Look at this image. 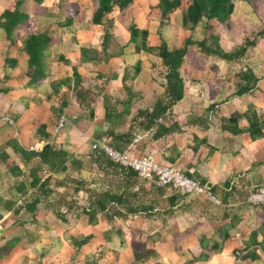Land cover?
<instances>
[{
	"label": "trees",
	"instance_id": "1",
	"mask_svg": "<svg viewBox=\"0 0 264 264\" xmlns=\"http://www.w3.org/2000/svg\"><path fill=\"white\" fill-rule=\"evenodd\" d=\"M23 0H11L9 5L0 13V29L5 33V38L10 44H13V34L18 24H25L28 21V14L21 10ZM30 3L42 5L45 0H28ZM133 0H95L94 8L92 9L89 23L93 28L103 26V19L113 11L114 6L119 11H124ZM234 0H157L151 6L147 17L149 19H157L159 24L166 22L172 12L181 10L192 23V27L199 23H203L204 36L201 39H194L191 36L186 37L181 45L170 48L158 31L159 44L151 45L149 39V30L147 28H139L134 21H131L127 26L129 41L134 44V51L137 53L147 52L154 54L161 60L164 67V91L156 96L153 104L145 108H137V111L129 119L130 123L127 127H123L128 116L132 111L134 99L139 93L133 90L132 87L125 84L128 79V73H124L121 81L125 90V98H115L106 95L103 90H93L89 87H84L82 82L85 80L77 71L76 67L72 68V76L56 79L51 82L50 92L47 94V100L55 102L50 109L54 116L60 120L63 114V109L70 104V98L73 97L79 105H83L89 109L90 116L95 114L94 103H97L99 97L102 98V108L104 111V120L107 125L105 129L98 130L93 135V146L88 154H76L64 147L54 145L52 133L47 131V123L42 122L38 117L31 116L32 127L39 140L45 141V144L40 150L27 149L19 144L15 139H10L6 142L8 147L20 155L21 160L26 165L31 164L27 179H21L14 185L15 191L21 197H25L31 192V198L25 199L19 203L17 200H0V208L8 211L11 210L18 215L22 209L31 214L30 224L38 223L36 213L38 205L44 201H48L53 208L56 217L63 222H67V214H73L80 217L85 215L88 218L89 224H95L99 217L103 215L107 222L114 224L117 220H126L130 216L138 213L150 215L155 209L159 210V204L164 201L167 208L163 210L166 213H171L180 201L186 197V194H179L178 190L169 186H158L152 181L142 178L138 171L131 166L120 164L111 158L102 147L103 144L111 147L113 150L128 153L134 146V139L137 133L146 134L148 141H157L169 135H182L186 132L185 128L178 120L174 118L173 108L178 104L186 94V85L181 74V69L185 65L186 55L191 46H196L206 57H216L225 62H233L244 56L250 46L255 45V38H245L244 43L238 45L232 51H226L220 44L221 29L230 30L233 27L232 15L234 11ZM77 12V11H76ZM108 24L112 22L109 20ZM64 27L73 25V15L65 18ZM107 30L103 31L101 40V50L106 49L107 39L110 37ZM255 37H264V26L257 31ZM54 42L53 36L39 30L31 31L30 35L23 41L21 50L26 58L27 75L30 79L41 83L46 74L43 72V63L40 52ZM84 48H81L83 50ZM62 60H65L61 56ZM17 64L16 58H5V69L11 68ZM140 62L135 66V71L139 72ZM238 76L240 81L235 84L233 96L242 97L252 94L258 87L259 78L250 70L241 71ZM97 77L102 80L104 88L110 80L118 77L117 73L106 77L103 73H97ZM9 76L3 75L0 82V94L7 93L8 87L5 84ZM222 102H212L209 105L210 109L217 108ZM121 106V109L118 107ZM201 118H193L188 123L189 125H198L202 122ZM246 125H241L242 122ZM58 124V123H57ZM210 124V121L209 123ZM205 124V128L207 127ZM64 125V124H63ZM63 127V126H62ZM220 129L232 135L248 134L251 141H256L264 138V114H258L255 108H248L241 112L238 110L232 111L228 117L222 120ZM185 130V131H184ZM56 134V133H55ZM143 135V136H144ZM189 139L191 143L179 147L176 144L169 146L170 154L165 157L168 162H159L173 167L176 158L181 154L184 146L191 147L197 151L201 144L206 142V137H200L195 133H190ZM107 140V141H106ZM106 141V143H105ZM146 142L143 145L145 148ZM150 152L138 153L136 155H145ZM91 159L92 166L96 165L97 172L101 173L104 182H96L93 179L81 177L83 170L87 167V160ZM131 155V154H130ZM135 155V154H132ZM8 154L5 150L0 152V160L5 161ZM178 168V167H177ZM182 170V169H181ZM12 175L16 177L25 176V172L18 166H13L10 169ZM182 172L199 182L201 185L207 186L210 190L221 199V203L228 204L230 197L233 195L232 190L218 194L215 185H209L205 179L198 178L197 173H190L182 170ZM73 173L77 174L74 177ZM63 175L62 177L57 176ZM60 177V178H59ZM94 184V185H93ZM59 187L66 189V192L60 194L57 200L50 201V197L54 196ZM71 187V188H69ZM71 189V192H69ZM85 190L87 197L84 204L77 201V194ZM167 190L173 192L167 193ZM185 195V196H184ZM249 193L245 194L247 199ZM199 199V196H197ZM234 199V198H233ZM239 199L236 197L234 200ZM206 200V199H204ZM64 208V212L60 209ZM264 213V210H263ZM264 216V214L262 215ZM3 215L0 212V219ZM234 219L230 220V224ZM221 228H224L221 226ZM227 236H229L228 227L225 228ZM262 227H259V230ZM223 230V229H221ZM117 233H122V229L117 227ZM261 241H257L255 236V246L264 248V230ZM107 234V233H106ZM104 235L105 239L110 236ZM222 232L220 236H222ZM92 235L77 234L70 236L71 246L78 252L86 245ZM13 246L12 242H7L0 248L1 252L7 253ZM250 248L240 257L248 258L254 256L256 247ZM214 251H220L217 247L211 248ZM239 251V250H236ZM206 247L196 250L192 254L190 261L206 260L209 257ZM134 260L142 258L138 252H133ZM144 257V256H143ZM237 257V256H236ZM90 264L89 261H85ZM41 264V263H39ZM93 264V263H91ZM151 264H162L158 260H154Z\"/></svg>",
	"mask_w": 264,
	"mask_h": 264
},
{
	"label": "rangeland",
	"instance_id": "2",
	"mask_svg": "<svg viewBox=\"0 0 264 264\" xmlns=\"http://www.w3.org/2000/svg\"><path fill=\"white\" fill-rule=\"evenodd\" d=\"M156 2L157 0H133L124 11H119L117 7L114 6L113 11L103 19V26L93 28L89 25V17L94 8L95 0H45L42 5H34L32 7L33 9H29L30 21L28 20L25 23V27L28 28L29 25L30 30L37 28L38 30H43L47 34L56 37L59 36L61 40L63 39L64 46L75 45L77 39L82 42L85 40L87 42V40H89V42H91V47H89L91 52L85 51V53H91V87L94 88V90H103L106 95L111 97L125 98L126 93L123 89L121 78L124 73H128V79L125 84L132 87L133 90L138 91L139 95L134 99L132 111L123 126L127 127L130 123L129 119L137 111V108L151 106L156 96L162 94L164 91V67L161 64V60L154 54L147 52L137 53L134 51V45L129 41V34L127 32L128 24L134 21L139 28H147L149 30L150 43L153 46L159 44L158 31H160L170 48L181 45L182 41L188 36L196 40L204 36L203 23H199L192 27V23L181 10L172 12L169 19L162 24H159L157 19H149L147 17L148 12L151 6ZM4 3L5 0H0V9ZM234 3L235 6L232 15L233 27L230 30H226L225 28L221 29L220 44L224 50L232 51L238 45L244 43L245 38H255V45L250 46L243 57L233 62H225L216 57H206L199 52L196 46H191L189 48L185 65L181 69V74L186 85V94L183 102L174 113V118L180 122L186 131L191 130L190 133L195 129L188 123L193 118H201V120H203L198 124L200 128L204 124L209 123V121L212 126L219 127L222 120L234 110L243 112L248 108H255L258 114H264V37H255L254 35L264 26V0H234ZM72 15L77 25L72 28L64 27L62 24H64L65 18ZM109 20L112 22L111 25L108 24ZM104 30H107L111 35L107 39L106 49L101 50L100 43ZM25 32L27 31L20 29L18 38L27 34ZM14 39L16 40V38ZM45 50H47V47ZM43 57L44 55H42V58ZM138 62H140V70L136 72L135 66ZM59 66L61 72L58 74L61 76L65 74V71H71V65L69 64L60 62ZM247 69H250L259 78L258 87L252 94L243 97H235L233 96L235 84L241 80L238 74ZM5 71L6 70H2L0 73V82ZM99 72L103 73L106 77H109L113 73H117L118 77L114 80H110L103 88L101 78L97 77V73ZM222 101L225 102L220 104L217 108H209L212 102L219 103ZM97 102L101 103L102 98L99 97ZM95 105L96 103L93 104L94 108H97L98 106L95 107ZM118 108L121 109V106ZM10 112L11 111H2V109H0V118L4 119L6 115H11ZM37 112H39V115L45 117V112L43 113V110H38ZM87 114L90 113L88 112ZM10 117H8V119L6 118L7 120L5 123L13 125L12 121L9 120ZM90 118L92 123L98 126L101 125L102 129L108 126L106 120L103 118L96 119L97 114H93V117ZM88 122L87 120L86 123ZM53 123L55 124L54 121ZM241 125L245 126L246 122H242ZM56 127L57 125L53 128L54 133ZM85 129L86 127L84 129L81 128V135L77 136L78 139L75 138L72 142L77 144L82 141L86 144L90 152L94 138L93 136L85 138L83 133ZM60 130L61 129H59L58 132ZM137 134L144 135L140 132ZM148 138L149 137L143 136L139 139V141L132 146L129 154L136 155L138 153H145L143 145L145 142H149ZM257 141L258 140H256V142ZM254 142L255 141H252V143ZM256 145L255 155L258 163L264 161V139L258 141ZM87 165L89 169L83 170L82 173H80L81 177L95 180L98 182L96 186L101 182L105 183V180L101 177V173L97 172L96 174V165L92 166L91 159L89 158H87ZM259 168L264 171V165ZM73 175L74 177L77 176L75 173H73ZM58 176L62 177L63 175ZM257 176H259V173L256 170V178L259 179ZM261 187H264V182L261 183L260 186H256L255 189ZM61 190L62 192H66L64 188ZM69 192H71V189H69ZM166 192L171 193L173 191L167 190ZM178 193L183 195L180 191ZM86 197L87 194L85 190H83V192L77 194L76 198L77 201L80 200L81 204H84ZM203 199L204 198L201 200ZM179 204L177 208L180 210L195 208V210L197 209L200 212H210L212 218L209 219L206 217L201 219V213L199 211L197 215L200 216L192 217V221L199 226L197 230L202 228L201 230L212 234L221 230L223 223L221 224V221L220 223L218 222V216H220L223 210L219 207L220 205L208 200L200 201V198L198 199L195 195H186ZM255 207L262 211L264 210V206L262 205H255ZM166 208L167 204L161 201L159 210L163 211ZM62 209L64 210V208ZM163 213L165 212L163 211ZM227 217L229 218L228 215ZM152 219L153 218L149 217L143 219L142 222H135L134 225L127 222L124 224V226L127 227L126 230H122V233H117L115 230L117 227L122 228L123 223L119 220L114 224L109 223L103 215L99 217L95 224H92L95 229L90 227L91 224L88 223V218L85 215L78 217L73 214H67V222H63L58 217L52 215L44 219L42 218L43 221H41L40 224H31L24 228L16 227L12 232L1 236L0 242L1 246H4L9 241V238L18 235L20 237L19 244H21L22 249L25 250L30 247L32 241L39 240L44 243L43 246H45L46 254L44 251L41 252L40 248H37L36 252L31 253L29 258L34 261L40 257L39 255L42 253L41 259L44 264H53L56 262H59V264H86L85 261H89L90 264H151L155 259H158V257H156L157 255H145L146 252H151L150 249H146V244L151 234L149 229H151L153 224L151 221ZM229 220H231V218H229ZM188 221L190 220L188 219ZM182 222L181 218L180 223ZM136 223L140 224V226H137ZM142 225L143 227H141ZM44 226H48V229ZM142 228L144 232L148 229V232L140 233L139 230ZM176 228L177 231L174 235H172V230H170V233L172 237L176 236V240H179L184 230H179L177 225ZM90 231L95 233L103 231L104 235L107 233L106 235L110 237L109 239H105V236L99 233L97 239L94 241L92 240V243L90 241V245L83 247L80 254H76L75 250L70 245V236L73 234H88ZM159 235L166 236L168 234L167 232H164V234L161 232ZM55 242L59 243L55 244ZM11 250L12 248L9 249L8 253H10ZM18 250L20 252V249ZM236 250L242 251V249H234L232 251V255L235 257ZM134 251L141 254L142 258L134 260ZM169 251H177V253L178 251L182 252L178 247H176L175 250L169 248L163 249L164 253ZM212 251L214 250L207 249L209 253ZM26 252L27 254L29 253L28 250H26ZM8 253L2 258L5 259ZM22 253H24V251Z\"/></svg>",
	"mask_w": 264,
	"mask_h": 264
},
{
	"label": "crops",
	"instance_id": "3",
	"mask_svg": "<svg viewBox=\"0 0 264 264\" xmlns=\"http://www.w3.org/2000/svg\"><path fill=\"white\" fill-rule=\"evenodd\" d=\"M10 1L11 0H5V3L0 9V13L9 5ZM34 5L38 4L30 3L28 0H23L21 4V10L28 14L29 21V9ZM76 25L77 23L73 19V25L70 27L72 28ZM25 26L26 24L24 25L22 23L16 26L13 37V39L16 38V40L14 39L13 44H10L9 41L6 40L4 31L0 29V73L2 70H6L3 75L7 74L9 76V78L5 81L8 91L7 93L0 94V109H2V111H11V115L9 114L11 117L6 115L4 119L0 118V152L5 150L8 154V158L5 161L0 160V200H17L19 203L23 200V198L30 199L32 196L31 192H29L27 196L21 197L14 189V185L21 179H27V174L31 164L26 165L23 163L20 155L15 153L11 147H8L6 142L10 139H15L20 145L27 149L40 150L42 148L45 141L39 140L35 134L31 123V116H36L42 122L47 123V131L52 133V142H54L55 146L64 147L76 154L89 153L88 147L82 141L79 140L80 142L77 144L72 142L75 138H77V136L81 135V128L84 129L86 127L85 131H82L85 138L93 136L98 129H102L100 124V126H98L91 122V116L90 114H87L89 109L83 107V105H79V103L71 97L70 104L63 109L61 118L64 120V125L61 130L56 133V135L53 132V128L59 121L57 118L53 117L54 113L50 107L52 104H57L47 100L46 97L50 92L51 82L67 76L71 77L73 67H76L81 76L85 78L82 85L84 87L92 88L91 53H85V51L91 52L89 49V47H91V42H89V40H87V42L86 40L82 42L77 39L78 43L75 41V45L64 46L63 39L61 40L59 36L56 37L52 35L54 39L53 44L47 46V50L44 48L40 52L43 63V72L46 76L43 78L41 83H37L35 80L30 79L27 75L28 69L26 58L22 53L21 47L24 39L30 35L31 31L38 29L33 28L30 30L29 25L28 28ZM20 29L26 30L27 32L25 33L27 34L18 38ZM39 31L44 32L43 30ZM132 45L134 44L132 43ZM81 48L84 49L81 50ZM42 55H44V59L42 58ZM61 56L65 60H62ZM6 57L16 58L17 64L11 68L5 69L4 61ZM60 62L71 65V71H65V74L62 76L59 75L58 73L61 72V68L59 66ZM92 89L94 90V88ZM184 98L174 106V113L177 111V108L183 102ZM95 107H97L95 108L97 110H95V114H97L96 119H104L102 102H97ZM38 110H43V113L45 112V117L39 115V112H37ZM7 116L10 117L9 120L12 121L13 125L5 123L8 119ZM87 120L89 121L88 123H86ZM190 126L195 128L191 133H195L200 137H206V142L201 144L197 151H194L191 147L184 146L181 154L176 158L174 165L184 171L197 173L198 178L205 179L209 185H215L217 187L218 194H223L230 190L235 192L230 197L231 199L228 204L221 203L219 206L223 211L220 216H218V222L220 223L221 221V224L223 223L222 226L224 228H221L223 230L217 231L215 234L201 230L202 228L197 230L199 226L192 221V217L200 216L197 215L199 210H195V208L180 210L177 208L180 204H177L171 213L165 214L163 211L155 209L150 215L138 213L130 216L124 221L119 219V221L123 223L121 229L123 231L126 230L127 227L124 226V224L127 222L134 225L137 221L142 222L143 219L149 217L153 218L151 220L153 222L152 227L149 229L151 234L148 237L146 244V249H150L151 252H146L145 255H157L156 257H158V259L155 260L160 261L162 264H264V248L262 246H255V239L252 236L254 232H257L255 238L257 241H261L263 236L262 232L264 230V216H262L264 213L262 210L257 209L255 205L248 204L246 200H240L241 198H244L246 193H250L256 186H260L261 183L264 182V171L259 168L264 165V161L257 163L255 155L256 144L264 138L252 143L250 137L246 133L232 135L221 130L220 126H212L211 124H207L206 128L205 124L201 126V128L198 125L190 124ZM190 131L191 130H187L182 135H169L157 141L147 142L145 152H152L154 158L159 162H168L165 157L170 154L169 146L171 144H176L179 147H182L183 145L191 143V140L189 139ZM87 158L88 155L85 159L87 160ZM13 166H18L21 170H23L25 172V176L16 177L12 175L10 169ZM87 167L89 168L88 165ZM256 170L259 173V176H257L259 179L256 178ZM61 189H63V187H59L57 189L58 193H55L54 196L50 197V201L57 200L60 197V194L63 193ZM79 193H81V191ZM236 197L239 199L235 201L234 199ZM199 198L200 201L204 200H201L202 197ZM218 198L220 199L219 195ZM62 208L60 211L64 212L65 210ZM55 209L57 208L51 207L47 200L39 204L36 213L38 223L40 224L41 221H43L42 218L44 219L52 215L55 216L53 212ZM0 212L3 215L2 219H0V238L4 234H8L15 230L16 227L24 228L31 225V214L24 209H22L18 215L14 214L11 210L5 211L1 208ZM200 213L201 219H204L205 217L207 219L212 218L209 211H202ZM227 215L229 218L234 219V222H232L231 225L228 223L230 220ZM179 218H182V223H180ZM188 219L190 221H188ZM136 225L140 226L138 223H136ZM176 225L179 230H184V233L179 240H176V236L172 237L170 233V230L173 232L172 235L176 233ZM260 226L262 229L259 230ZM44 227L47 228L48 226ZM90 227L95 229L92 224ZM141 227H143V225ZM227 227L229 229V236L226 237L227 230L225 228ZM139 232L146 233L148 232V229L144 232L142 228ZM161 232H163V234L164 232H167L168 235L160 236L159 233ZM221 232L223 234L222 236H220ZM99 233H102L104 236L103 231ZM99 233L91 231L88 233L92 235L90 239L91 243L92 240L94 241L97 239ZM19 238L20 237L18 235L9 238L8 242H12L13 246L11 247L12 250L10 253L7 252L8 256L5 259L2 257H4L6 253L1 252L0 250V264H44L41 259L42 253L39 255L40 257L34 261L29 258L31 253L36 252L37 248H40V251H44L46 254L45 246H43L44 243L39 240H34L32 241L30 247L24 250L22 249L21 244H19ZM90 241L83 247L90 245ZM58 243L59 242H55V244ZM217 244L220 251H212L209 253V257L206 260L190 261L192 254H195L196 250L202 247H206L207 249L215 248L217 247ZM253 246L256 247V250L254 256L252 257L242 258L232 255V251L234 249H242L245 253L250 248H253ZM1 247L0 242V248ZM83 247L78 252L73 247L72 248L75 250L76 254H80ZM176 247L181 249L182 252H163V249L169 248L175 250ZM18 249H20V252ZM26 250L29 251L28 254ZM23 251L24 253H22ZM53 264H59V262Z\"/></svg>",
	"mask_w": 264,
	"mask_h": 264
},
{
	"label": "built area",
	"instance_id": "4",
	"mask_svg": "<svg viewBox=\"0 0 264 264\" xmlns=\"http://www.w3.org/2000/svg\"><path fill=\"white\" fill-rule=\"evenodd\" d=\"M64 124L61 118L55 129V133L62 128ZM144 136H147L146 134ZM143 136L136 134L134 143L138 142ZM105 152L125 166H131L138 171L139 175L154 182L158 186H169L177 189L186 195H195L211 201L217 205H221V200L210 190L209 187L201 185L196 180L186 176L180 168L173 167L167 164H160L153 156V153L145 155H130L113 150L111 147L103 144ZM247 203L250 205L264 206V187L253 190L247 196ZM244 252L236 251V256L240 257Z\"/></svg>",
	"mask_w": 264,
	"mask_h": 264
}]
</instances>
